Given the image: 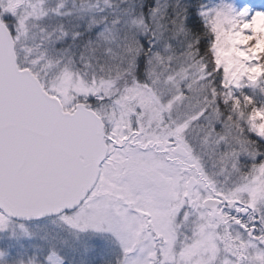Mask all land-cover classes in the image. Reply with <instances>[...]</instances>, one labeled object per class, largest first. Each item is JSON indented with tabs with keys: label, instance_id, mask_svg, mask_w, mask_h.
<instances>
[{
	"label": "snow or ice",
	"instance_id": "snow-or-ice-1",
	"mask_svg": "<svg viewBox=\"0 0 264 264\" xmlns=\"http://www.w3.org/2000/svg\"><path fill=\"white\" fill-rule=\"evenodd\" d=\"M0 264H264V0H0Z\"/></svg>",
	"mask_w": 264,
	"mask_h": 264
},
{
	"label": "rangeland",
	"instance_id": "rangeland-1",
	"mask_svg": "<svg viewBox=\"0 0 264 264\" xmlns=\"http://www.w3.org/2000/svg\"><path fill=\"white\" fill-rule=\"evenodd\" d=\"M254 3H260L261 0H253Z\"/></svg>",
	"mask_w": 264,
	"mask_h": 264
}]
</instances>
